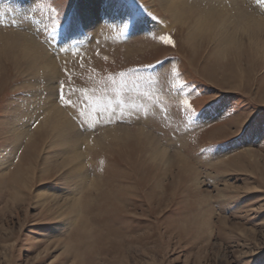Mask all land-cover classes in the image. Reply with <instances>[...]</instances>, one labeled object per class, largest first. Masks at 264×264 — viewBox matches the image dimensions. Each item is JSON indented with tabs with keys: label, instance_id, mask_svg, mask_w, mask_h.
Segmentation results:
<instances>
[{
	"label": "rangeland",
	"instance_id": "1",
	"mask_svg": "<svg viewBox=\"0 0 264 264\" xmlns=\"http://www.w3.org/2000/svg\"><path fill=\"white\" fill-rule=\"evenodd\" d=\"M192 1L184 9H206ZM236 1L264 21V0ZM165 9L0 0V264H264V52L241 31L239 58L209 60L206 45L189 65L177 28L188 13L173 20ZM24 44L57 64L49 83ZM120 72L142 78L124 98L147 115L126 109L82 128L80 90L102 95ZM48 86L60 118L45 113ZM65 116L69 154L53 132Z\"/></svg>",
	"mask_w": 264,
	"mask_h": 264
},
{
	"label": "bare ground",
	"instance_id": "2",
	"mask_svg": "<svg viewBox=\"0 0 264 264\" xmlns=\"http://www.w3.org/2000/svg\"><path fill=\"white\" fill-rule=\"evenodd\" d=\"M159 1L161 2L163 7H166L165 12L169 13L173 20H179L178 17L181 18V15L184 16V13H186L187 11L184 8L186 4H190L191 0H159ZM201 1L203 0H193L192 2L196 4ZM224 1H221L220 2L221 4H218L217 2H212L211 0H205L204 3L206 4V9L203 8L204 10L201 9L194 13L191 10L187 11L190 17L188 18L187 15V17L181 21L182 24H180V26L177 27L179 28V30H181V33L185 35L186 47L185 46L183 47H185L189 51L188 53H190L191 55V60L189 61V65H194V62H196L200 57L199 50L205 47L206 45L209 48H211L210 52L208 53L209 60H213V59L226 60L229 57V55H233L234 57L239 58L242 55L240 53L241 51L244 50V47L239 46L240 42L237 43L235 41H236L237 33L241 31L242 33L247 34L249 36V39L251 40L249 42L250 43L249 47L251 51H253V53L257 54L259 49H262V51L264 52V47H262L263 44L260 42L261 35L257 36L260 32H264L263 31L264 21H261V19L260 20L257 19L253 14L247 11L246 8H242L240 6L235 8L234 5L237 3L236 0H230V2L228 3L229 6L227 5V3L225 4ZM180 8L183 10H181ZM251 37L252 38L256 37V38L253 40ZM27 42L28 43L32 42V44H35L31 39L26 40V43ZM24 46L25 47L23 50V56L25 58L30 59L31 66H35L34 68L39 67V69L41 70L44 69L45 74L48 70L50 76L46 74L47 75L46 77L44 74V77L46 78L47 83H49L50 80H52L53 78L52 76H54V74L56 73V70L53 69V67H57V64L55 62H52L44 58V56L42 55V51L40 52V50L37 48L36 45L32 48H30L28 45L26 46L25 44ZM230 65L231 64H229V66ZM48 87H50L49 89H51V92L49 93L50 96L46 99L45 102L44 109L47 108L45 113L52 111V108H56L58 110L55 112V114L60 118L61 116H63V113H59V110H61V108H59L57 105L46 106L51 102H55L51 98V94L52 91L54 90V87L52 86H48ZM73 127H75V125L66 116L65 119L63 120L60 119L55 120L54 123L55 129H53V132H57L56 136L60 139L59 141L61 144L63 143L66 144L71 142V139L65 140L62 134L66 133L65 130H68V128L73 130ZM155 140L157 141V139L150 136L148 144H150V146L152 145L151 143H153V145H156L154 143L156 142ZM37 146L38 144H35L33 147H37ZM75 146L76 143L74 144V141H72L71 145L66 146L69 149V151L67 150L65 153L69 154L72 152V150L75 151ZM66 149H64L63 151H65ZM157 155H159L163 159L165 158V156H167L165 152L164 153L158 152ZM169 161L170 160L166 162ZM74 169H75L74 170L75 173H77L78 170L80 169L83 170L84 167L82 164L79 163V165L74 167Z\"/></svg>",
	"mask_w": 264,
	"mask_h": 264
},
{
	"label": "snow or ice",
	"instance_id": "3",
	"mask_svg": "<svg viewBox=\"0 0 264 264\" xmlns=\"http://www.w3.org/2000/svg\"><path fill=\"white\" fill-rule=\"evenodd\" d=\"M2 15V14H0ZM30 27V25H29ZM58 28V24L53 21V31ZM126 28V26H125ZM159 39L167 45L175 47V41L172 39L171 35H161ZM162 63V62H161ZM120 80L116 81L110 75L108 81L105 84L104 93L97 96L95 90H92L91 95L84 90H80L82 93V104L79 115L80 117H87L88 119H82L80 121V126L82 128L95 127L101 119L107 115L109 123L112 122V117L119 114L121 119H123L125 110L135 111L137 114L142 113L147 115V109L144 106L136 105L135 103H130L124 98L125 94L140 89V80L141 77L137 76L135 72H120ZM178 75L175 70H173V77L175 78ZM109 89L111 90L112 95H108ZM74 91V90H70ZM145 96L148 94L145 92ZM60 101L62 106H75L70 96H67L63 91H61ZM184 105H188L187 100L183 101ZM190 108V106H188Z\"/></svg>",
	"mask_w": 264,
	"mask_h": 264
}]
</instances>
